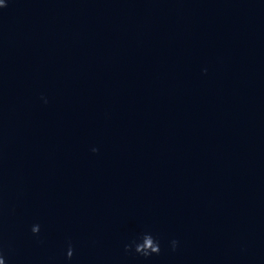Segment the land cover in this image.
<instances>
[{"label":"water","instance_id":"1","mask_svg":"<svg viewBox=\"0 0 264 264\" xmlns=\"http://www.w3.org/2000/svg\"><path fill=\"white\" fill-rule=\"evenodd\" d=\"M0 250L264 264V0H8Z\"/></svg>","mask_w":264,"mask_h":264},{"label":"clouds","instance_id":"2","mask_svg":"<svg viewBox=\"0 0 264 264\" xmlns=\"http://www.w3.org/2000/svg\"><path fill=\"white\" fill-rule=\"evenodd\" d=\"M8 0H0V8H3L7 5ZM207 71V69H205ZM45 102H47L46 97L44 98ZM31 231L33 233H38L40 231V224L34 223L31 226ZM145 240H151L154 241V245L151 248L144 246ZM178 241L176 239H173L171 241V245L173 250L177 247ZM134 247V250L138 253H141L144 256H150L152 253H159L160 252V241L158 238H156L151 232H143L139 238L134 239L132 243L126 244V249H132ZM74 254V248L71 243L67 246V257L71 258ZM0 264H8V261L6 260V257L2 250H0Z\"/></svg>","mask_w":264,"mask_h":264}]
</instances>
